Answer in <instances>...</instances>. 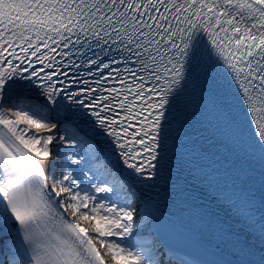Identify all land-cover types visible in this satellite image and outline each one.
Masks as SVG:
<instances>
[{
	"label": "snow or ice",
	"instance_id": "snow-or-ice-1",
	"mask_svg": "<svg viewBox=\"0 0 264 264\" xmlns=\"http://www.w3.org/2000/svg\"><path fill=\"white\" fill-rule=\"evenodd\" d=\"M209 113L264 162V0H0V264H204L138 239L137 203ZM189 176L208 264H264V183Z\"/></svg>",
	"mask_w": 264,
	"mask_h": 264
},
{
	"label": "bare ground",
	"instance_id": "bare-ground-1",
	"mask_svg": "<svg viewBox=\"0 0 264 264\" xmlns=\"http://www.w3.org/2000/svg\"><path fill=\"white\" fill-rule=\"evenodd\" d=\"M7 107V106H6ZM11 115V112L8 113ZM21 127H26L21 125ZM39 131L44 134L45 130ZM56 174L59 175V162L54 165ZM152 199L150 205L137 203L139 210L147 216L151 212L155 217L151 226L141 235L150 240H155L157 246L167 245L175 250L177 258L192 259L196 258L204 264L216 259L211 254V250L195 243L196 233L200 230L199 222L193 219L188 213V207L182 198L176 195L171 189L166 187L161 181L158 186L152 188L149 192ZM66 217L73 219L72 212L69 210ZM139 222V218H137ZM87 227V225H84ZM213 245L219 242L218 236H209ZM106 259H109L106 257ZM109 264H111L109 259Z\"/></svg>",
	"mask_w": 264,
	"mask_h": 264
},
{
	"label": "rangeland",
	"instance_id": "rangeland-1",
	"mask_svg": "<svg viewBox=\"0 0 264 264\" xmlns=\"http://www.w3.org/2000/svg\"><path fill=\"white\" fill-rule=\"evenodd\" d=\"M138 239H147V237L145 238L143 235H140V237Z\"/></svg>",
	"mask_w": 264,
	"mask_h": 264
}]
</instances>
